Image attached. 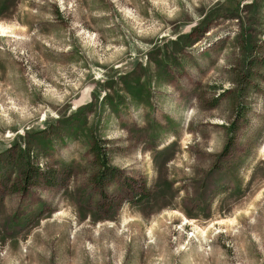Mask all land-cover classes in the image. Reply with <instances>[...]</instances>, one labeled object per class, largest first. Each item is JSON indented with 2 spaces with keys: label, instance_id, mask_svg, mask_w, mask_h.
Returning <instances> with one entry per match:
<instances>
[{
  "label": "rangeland",
  "instance_id": "obj_1",
  "mask_svg": "<svg viewBox=\"0 0 264 264\" xmlns=\"http://www.w3.org/2000/svg\"><path fill=\"white\" fill-rule=\"evenodd\" d=\"M0 25V264H264V0Z\"/></svg>",
  "mask_w": 264,
  "mask_h": 264
},
{
  "label": "bare ground",
  "instance_id": "obj_2",
  "mask_svg": "<svg viewBox=\"0 0 264 264\" xmlns=\"http://www.w3.org/2000/svg\"><path fill=\"white\" fill-rule=\"evenodd\" d=\"M8 28L4 25H0V33H6Z\"/></svg>",
  "mask_w": 264,
  "mask_h": 264
},
{
  "label": "trees",
  "instance_id": "obj_3",
  "mask_svg": "<svg viewBox=\"0 0 264 264\" xmlns=\"http://www.w3.org/2000/svg\"><path fill=\"white\" fill-rule=\"evenodd\" d=\"M100 150H101L100 148L97 149V154H98L100 157L105 158V154L101 153ZM101 151H102V150H101Z\"/></svg>",
  "mask_w": 264,
  "mask_h": 264
}]
</instances>
